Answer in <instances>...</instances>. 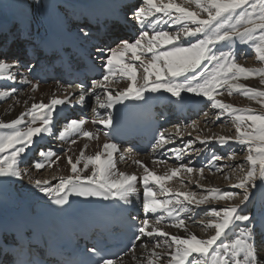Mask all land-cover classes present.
<instances>
[{
	"label": "snow or ice",
	"instance_id": "6c2138e0",
	"mask_svg": "<svg viewBox=\"0 0 264 264\" xmlns=\"http://www.w3.org/2000/svg\"><path fill=\"white\" fill-rule=\"evenodd\" d=\"M125 23L137 29L134 40L120 39L116 47H109L100 36L93 41L92 33L80 27L78 38L84 42H91L95 51V59L102 60L101 77L91 81V87L86 88L83 83L77 85L79 94L65 92L61 97L53 95L45 103L34 102L20 113L11 122H0V178L4 180H22L27 172L20 168L27 151L37 143L34 138L41 140L54 133L55 116L59 106L71 105L75 97L76 103L83 105L87 97L95 98L96 113L93 124L111 127L113 117L109 111L107 116H101L99 109L110 110L126 100H144L145 93L164 92L176 98V102L183 103L186 97L204 98L210 102V107L217 110L213 113L216 119L229 116L235 127V136H208L197 137L201 145L215 140L221 147L229 141H235L247 147L246 162L232 168L239 169L240 175L233 188L240 189L242 195L236 192H225L217 188L207 189V195H198L194 191H173L166 186L173 178H180L181 187H186L182 174L191 177L194 173L203 176L204 169L192 166V161L171 167L163 175L150 170L141 161L135 163L143 169L144 175L138 178L135 174H126L116 170L114 155L119 151L117 144L105 142L102 151L95 155L85 156L84 149L73 160L65 153L67 164L70 165L72 175L61 177L55 186L48 180H31L32 186L56 205H65L69 196L82 198L97 197L104 200L110 198L128 202L129 194L136 191L138 179L144 185L142 209L147 214L152 213L153 219L144 218L136 227L138 235L142 237H161L149 253L147 264H160L161 255L155 249L165 248L168 257L165 264H260L257 254L255 217L246 214L244 208L250 200V189L256 187L257 181L264 182V112L257 113L252 109H237L217 99L224 91L231 96L233 92H240L249 100L256 101L264 108V90L245 87L237 81L258 76L264 84V68L248 69L237 63L236 55L230 49L235 40L242 44H251L255 51V58L264 64V0H142L131 9V16L124 17ZM163 26L172 28L171 31ZM220 45L221 47H217ZM91 59V53H89ZM138 62V64L136 63ZM205 65H210L207 67ZM15 65L0 59V81H12L16 77L11 75ZM29 72L32 71L28 67ZM23 80V78L21 77ZM127 81L126 86L117 88L121 80ZM27 82V81H23ZM37 84H32L31 91L35 92ZM102 89V96L97 94ZM223 90V91H222ZM18 90L0 91V100H5ZM205 116L208 113L204 114ZM86 121L67 119L63 130L58 137L63 140L67 137L87 138L99 140V133L84 129ZM193 127V125H189ZM108 135L107 132L104 133ZM182 135L177 127L174 132H161L153 145V151L165 149L173 153L177 161L186 149L192 147L194 141H188L183 147L166 148L173 144V137ZM77 139H71L75 145ZM87 148V145L84 146ZM40 157L33 167L38 172L44 168H52L61 159L51 150H39ZM230 153L228 158H232ZM225 159L224 156L213 154L209 166L216 161ZM83 162V167L80 165ZM153 163H165L163 160H154ZM91 167V175H81ZM223 171V169H218ZM226 180L231 179L225 175ZM189 182H192L191 180ZM198 187H203L197 181ZM150 184L156 185L155 191ZM159 197H164L160 199ZM239 203L229 204L222 209H212L207 214L212 217L205 224L213 229V234L206 239L198 238L194 234L185 237L170 234L165 227L187 231L186 221L181 213L190 211L189 206L199 207L211 200L232 201ZM159 213V215H156ZM135 219V217H133ZM170 220V224H165ZM244 223V229L229 242L222 241L228 231ZM252 227H249V224ZM260 231L264 233V218L260 224ZM220 241L218 244L217 242ZM136 247L133 244L132 249ZM97 255L99 252L97 251ZM95 264H122L120 260L101 257Z\"/></svg>",
	"mask_w": 264,
	"mask_h": 264
},
{
	"label": "bare ground",
	"instance_id": "6f19581e",
	"mask_svg": "<svg viewBox=\"0 0 264 264\" xmlns=\"http://www.w3.org/2000/svg\"><path fill=\"white\" fill-rule=\"evenodd\" d=\"M125 1L126 0H21V6L18 9L19 11L17 10L16 13H13L12 21H8L11 18L7 20L0 19V59L15 65L11 70V75L16 77V79L12 81H0V91L5 89L10 90L12 87H15L18 90L7 99L0 100V122H11V120L19 116L27 107H30L32 103L40 101L47 103L53 95L61 97L65 92H74L78 95V88L75 87L73 89H68L57 81L48 84H39L32 78L33 70L37 67L34 66V62L37 63L38 59L44 58L46 43L50 44L51 48L57 49L58 47L69 48L71 41H78L87 46L89 51L93 52L92 56L95 57L96 54L92 48V43L82 41L78 38V33L80 27H84L87 30L94 32L96 28H90V26L99 21L104 24L109 23L107 29L114 41L113 47H116V44L120 39L134 40L132 39V35H127L126 33H124V35H119L120 31L123 30L116 25L117 22H122L127 27L132 28L137 35V29L131 27L129 23H125L124 20L125 16H131L130 9L132 5L124 8L127 12L120 17L123 21L118 19L113 20V14L110 12L112 8H118L119 5L124 6L123 3ZM131 1L133 2V0ZM141 2L142 0H134V4H140ZM91 16L92 18H89ZM100 17L106 18L98 20ZM82 20H84V22H81ZM163 27L169 31L172 30V28L168 26ZM11 30H13V34L20 35L22 38V43L20 45L25 46V49L16 56L13 55L12 49L9 47V44L13 41V36L12 38L9 36ZM217 47L219 48L221 46L218 45ZM224 50L233 51L236 55L237 63L243 65L245 68H264V64H261L256 60L255 51L251 44H242L239 40H235L231 44L230 49L225 48ZM250 53H253V57L245 58V56ZM30 54L35 55L36 59L30 66H25L24 57ZM97 62L100 66L103 61L97 59ZM136 63L138 64V62ZM205 66L211 67L210 65ZM28 67L32 68L31 72L27 70ZM23 81L27 82L25 83ZM237 82L243 84L245 87L264 90V84L260 83L258 76L252 78L251 81L248 79L245 81L239 80ZM126 83L127 81L122 79L121 83L116 87H125ZM32 84L38 85L35 92L31 91ZM233 93H237V101H232L231 98L233 97L229 96L227 91H224L223 95L217 96V99L224 103L231 104L237 109H242L243 102H245L239 99L242 98V94L240 92ZM97 94L102 96V89H97ZM145 94L155 96L160 103L167 104L168 108L171 110L169 112V115H171V121L166 122L167 125L163 129L165 134L174 132L177 127L181 129L182 135L179 137L174 136V143L166 145V148L183 147L190 140L194 141V143L191 148L186 149L185 153L181 154V159L179 161L175 159L173 153L167 152L165 149L157 150L153 154L134 155L129 149L118 146L119 151L114 155L116 170L126 174H135L140 178L144 173L143 169L135 163V161L139 160L150 170L158 175H163L169 168L177 167L179 164H187L188 161L191 160L193 167L204 169L202 177L205 183L199 182L198 179L201 176L198 174L194 173L191 177H188L187 174H182L186 187H181L180 178H173V180L168 181L166 183L167 187H173L170 188L173 191H194L198 195H207L206 190L212 188H217L225 192H236L238 196L242 195L240 189L231 187L239 176L235 173L238 170L236 169V171L233 172L232 168L244 163V158L240 155V152L245 145H241L235 141H229L228 144L221 147L215 140L205 145H201L197 139V137L204 138L213 135L235 136V130L231 129V117L222 116L220 120L216 119V116L213 113L217 110L210 107V102L206 101L204 98L189 97V94L187 93L182 94L186 97V100L183 103L176 102V98H173L162 91L157 93L146 92ZM130 101L131 100H126L123 104H117L114 108L107 111L104 109H99L98 111L102 117L107 116L110 111L114 121L119 115H122L126 111L128 105H130ZM244 105H246V107L249 106V109H257L264 112V109L256 105V102L246 101ZM93 107H95L94 97H87L83 105L77 104L74 97L71 105L59 106L53 125V135L45 136L42 140L39 137L34 138L37 143L31 150L27 151L25 159L20 164L21 170L27 172V175L24 176L22 180H4L3 178H0V229H4L7 225L6 221L13 217H17L25 207H31L34 204L40 203L52 204V201L44 196L43 193L35 189L30 181L34 179L42 181L48 180L51 186H55L61 177L72 175L70 165L67 164L65 153L71 155L75 161L80 155L81 149H84L85 156L95 155L97 151H102V145L105 142H108L104 137L106 128H104L103 125L92 123V121L96 119V113L92 111ZM81 108H83L85 114L88 115V118H83L81 116ZM73 110H75L76 113L73 116L68 117L67 114H71ZM183 111H186L189 114L188 121H184L182 116H180V113ZM199 112L201 114L197 115L196 113ZM205 113H208V115L205 116ZM62 117H65L64 120L83 118L86 121L84 129L87 131L98 132L99 140H88L87 138L80 137H67L61 140L58 137V133L63 130V125L60 120ZM189 125H193V127H189ZM3 131L5 130H0V132ZM73 138L77 139V143L71 145V149L69 150V145ZM85 145H87V148L84 147ZM41 149L45 151L51 150L59 155L61 159L57 161L52 168H44L37 172L34 169L33 164L40 159L37 153ZM230 153H234L232 158H228ZM213 154L224 156L225 159L216 161L209 166V161ZM154 160H163L165 163L155 164L153 163ZM78 167L82 168L83 162L78 165ZM91 167L92 166L90 165L88 169L81 173V175H91ZM218 169H223V171H219ZM225 175H230L231 179L226 180L224 178ZM222 178L223 181H221ZM190 180L192 182H189ZM197 181L200 185H203L202 188L197 186ZM261 183L262 182L257 181L256 187L250 189V200L247 202L244 212L255 217L253 223L256 227L257 254L260 264H264V233H261L260 231V224L264 215H259L261 209L264 212V185L260 187ZM220 184H226L227 187H223ZM150 187L155 191H159L154 184H150ZM143 191L144 185L142 181L138 179L136 191L129 194L128 202L126 203L132 205L136 211L142 213V220L145 218L142 209ZM159 198L163 199L164 197ZM237 203H239L238 199L232 201L211 200L209 203L199 207L189 206L191 209L189 212L180 214L186 221L187 231L176 229L174 227H165L164 230L170 234L179 235L181 237H185L188 234H194L198 238L206 239L214 232L213 229L205 227L207 221L212 219L207 213L212 209H222L229 204ZM193 212H195L197 216L200 215L199 220H196ZM156 215H159V213ZM147 216L148 219L154 218L152 213L147 214ZM203 218L204 220H202ZM164 223L170 224L171 221L165 220ZM252 226L253 225L250 223L249 227ZM243 229L244 223L237 222V225L228 231L227 237L221 238L222 241L225 243L229 242L231 239L238 236ZM163 239L164 238L161 237H142L138 240L135 249L119 260L122 264H147L149 253L153 250L154 245L157 241H160L161 244H163ZM217 243L219 244L220 241ZM155 251L161 255L160 264H165L168 257L164 255V253L167 249L162 247L155 249Z\"/></svg>",
	"mask_w": 264,
	"mask_h": 264
},
{
	"label": "rangeland",
	"instance_id": "374dc122",
	"mask_svg": "<svg viewBox=\"0 0 264 264\" xmlns=\"http://www.w3.org/2000/svg\"><path fill=\"white\" fill-rule=\"evenodd\" d=\"M20 6H21V0H0V19H2V20H7V19H9V18H11L10 20H8V21H12L13 20V13L15 12H17V10L20 8ZM23 6V5H22ZM19 11V10H18ZM18 42H20V41H18ZM240 54H241V52H240ZM239 54V55H240ZM244 55V54H243ZM250 57H253V53H250V54H247L246 56H245V58H250ZM260 63V62H259ZM243 66V65H242ZM244 67V66H243ZM252 78H255V77H252ZM252 78H249V80L251 81L252 80ZM242 81H245V80H243V79H241ZM233 98H231V100L232 101H237V98H236V96H237V93H233L232 95H231ZM244 97V98H243ZM239 99H241L242 101H249V102H256V101H253V100H249V99H247L246 98V96H244V95H242V98H239ZM245 102H243V107H242V109H249V106H247L246 107V105H244V103ZM256 105H258V106H260V104L259 103H257L256 102ZM261 107V106H260ZM251 109V108H250ZM264 109V108H263ZM255 112H257V113H260V112H262L261 110H257V109H255L254 110ZM201 112H202V110H201ZM198 115L199 114H201L200 112L199 113H197ZM220 120V119H219ZM223 122V121H222ZM232 125H231V129L233 130H235V127H234V125H233V122L231 123ZM218 125V124H217ZM221 126V125H220ZM221 131V130H220ZM225 133V132H224ZM240 155H242V157L244 158V163H243V165L245 164V168H247V162H246V156L248 155V153H247V147L246 146H244V149L243 150H241V152H240ZM238 171L237 172H235V173H237L238 175H240V172H239V169H237ZM234 173V174H235ZM236 174V175H237ZM221 175H222V177H223V174H222V172H221ZM199 182L200 183H205L204 181H203V177H200L199 179ZM221 181H223V178L221 179ZM220 185H222L223 187H227V185L226 184H220ZM264 185V182H262L261 183V187ZM170 188H173V187H171L170 186ZM207 193V192H206ZM208 194V193H207ZM236 203V202H235ZM0 207H1V204H0ZM189 212V211H188ZM195 218H196V220L198 219H200V217L199 216H194ZM202 220H204V218L202 219Z\"/></svg>",
	"mask_w": 264,
	"mask_h": 264
}]
</instances>
